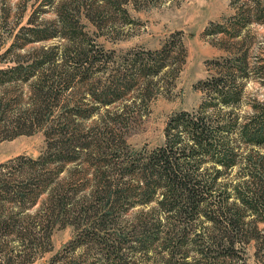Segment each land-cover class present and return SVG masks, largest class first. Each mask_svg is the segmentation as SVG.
Wrapping results in <instances>:
<instances>
[{
	"label": "rangeland",
	"instance_id": "374dc122",
	"mask_svg": "<svg viewBox=\"0 0 264 264\" xmlns=\"http://www.w3.org/2000/svg\"><path fill=\"white\" fill-rule=\"evenodd\" d=\"M49 1L0 0V72L8 70L17 59L24 63L32 61L27 54L31 48L64 43L67 36H74L92 52H99L100 61L80 69L86 72V83L59 92V104H52V117L44 123L56 120L60 106L69 102L76 103L83 115L90 113L88 117L76 118L83 132L86 128L97 127L103 131L112 127L117 139L108 144L102 140L108 136L99 132L90 150L96 153V160L112 165L107 171L113 169V159L117 161L115 168L119 170L111 179L120 180L123 161L127 165L131 157H146L165 142L164 127L171 115L189 111L195 119L203 113L207 125L224 131L211 138L212 147L221 150V144L230 142L235 149V160L230 165L218 161L219 151L215 156L206 153L193 159L199 171L210 174L220 171L219 185L212 191L214 197L222 198L225 189L233 192L232 186L240 179L241 170L250 168L259 154L264 153V145H248L239 139L237 129L225 132L223 128L226 122L244 121L251 114L253 103L264 100V85L254 69L256 65L264 66V12L251 10L257 0H84L79 6L70 5L65 14L60 11L68 21L64 26L56 8L60 0H52V4ZM36 30L42 32L35 35ZM46 34L49 36L44 38ZM240 58L244 59L245 71L234 85L240 94L239 100L225 102L219 100L217 93L202 90L204 81L232 68ZM55 63L57 67H64L59 59ZM66 66L74 65L67 61ZM22 79L13 91L22 101L18 105L21 108L28 97L26 82ZM5 85L12 86L9 82ZM103 115L108 125L103 124ZM12 134H7L9 137L1 134L0 138V166L11 177H16L21 166L28 173L29 161L41 160L49 143L54 149L51 135L47 139L43 128L36 126L30 131ZM248 155L253 157L250 165L246 160ZM40 168L36 165V169ZM63 168L55 180L79 186L77 195L83 197L93 188L101 190L93 170L81 159L68 162ZM44 196L43 193L37 202ZM155 206V201L140 203L128 199L125 206L118 205L112 213L113 220L130 228L129 224H135L141 216L148 217L154 209L155 216L148 217L147 228L157 229L160 236L150 246L137 247L139 232L134 230L121 243L115 241L121 246L120 252L99 254L100 246L95 247L89 239H84L81 228L76 229L69 222L57 223L50 234L48 249L23 264H57L58 261L70 264L74 260L78 264H200L197 247L202 243L210 249L209 263L225 254V249L216 248L213 242L221 227H214L204 215L201 220L191 222L189 235L183 240L166 230L165 225L172 220ZM94 210L101 217L108 207L96 205ZM159 217L164 227L158 226ZM111 225L106 224L107 235L111 234L107 241L114 237ZM240 226L242 234L233 236L234 248L226 253L230 252L242 264H264V202L257 212H245ZM124 231L127 233L130 229ZM168 241L174 246L184 242L172 248ZM163 246L169 247L173 255L169 256Z\"/></svg>",
	"mask_w": 264,
	"mask_h": 264
},
{
	"label": "trees",
	"instance_id": "16d2710c",
	"mask_svg": "<svg viewBox=\"0 0 264 264\" xmlns=\"http://www.w3.org/2000/svg\"><path fill=\"white\" fill-rule=\"evenodd\" d=\"M49 3L52 4L53 1L50 0ZM81 3H84V0H60L56 2V8L65 14L70 5L79 6ZM261 5L264 6V0H257L251 10L263 13L264 7L260 9ZM61 12L58 14V19L61 18L64 26L68 21ZM41 32L42 30H36L34 34ZM47 36L49 35L46 34L44 38ZM85 46H87L85 43L76 41L74 36H67L64 43L31 48L27 54L32 61L24 63L17 59L8 70L0 72V138L1 134L9 137L7 134L17 135L37 126L44 129L47 139L51 135L54 142V149L52 150V143H49V148L41 160L29 161L31 165L28 166V173H24L21 166L16 177H11L10 174H6L9 171L3 172L4 167L0 166V264L27 263L36 253L41 254L46 251L50 244V234L57 223L63 225L69 222L74 224L76 229L81 228L84 239H89L90 244L94 243L95 247L100 246L99 254L120 252L121 246L115 241L121 243V239H126L134 230L139 232L136 236L140 239L137 247L150 246L160 236V231L157 229L152 228L151 231L147 228L148 217L155 216L154 209L150 211L148 217L141 216L135 224H129L130 228L112 219L113 211L118 205L125 206L128 199H136L140 203L155 201L157 203L155 208L172 220L165 225L166 230L181 239L189 235L187 231L191 222L201 220V216L204 215L214 227H221L215 236L218 237L217 240L213 242L216 248L225 249V254L213 258L209 263L210 249L202 243L197 247L201 258L200 264H242L226 251L234 248L233 236L242 234L240 223L244 213L257 212L264 202L262 201L264 200V153L259 154L255 163L253 157L248 155L246 160L249 165L250 162L253 165L241 170L240 179L232 186L233 192L225 189L224 196L216 198L212 195V191L216 185H219L217 178L220 171L214 170L213 174L199 171L197 162L193 158L206 153L215 156L213 154L219 151L221 157L218 161L230 165L235 160L234 146L230 142H225L221 144V150L214 149L211 138H214L217 132H224L221 131L222 128L212 129L207 125V118L203 113L193 119L191 112L180 111L171 115L164 127L165 142L153 149L146 157L141 155L138 159L131 157L127 165L123 161L120 164L123 171L120 180H112L113 174L119 170L115 168L117 161L113 159V169L107 171L111 164H102V161L94 157L96 153L90 150L94 144L93 138L99 132L108 136V139H102L108 144L117 139V133L112 127L103 131L97 127L86 128L83 132L82 124L76 121V118L88 117L90 113L83 115L76 103L69 102L60 106L56 120L44 123L46 118L52 117L54 109L52 104H59V92L86 83L84 81L86 72L80 69L86 64L93 65L100 61L99 52H92V49ZM57 59L63 62L64 67L55 65ZM243 60L240 58L232 68L204 81L202 90L209 94L217 93L219 100L225 102L239 100L240 94L234 85L241 72L245 71V67L244 70L242 69ZM67 61L74 66L65 67ZM254 69L256 75L261 76L264 85V70H261L264 66L256 65ZM19 79L26 82L28 89L26 105L22 108L18 106L22 103L21 99L13 93ZM6 82L12 86L5 85ZM86 93L93 94V92ZM105 118L106 116L103 115V124L108 125L109 122ZM223 128L225 132L233 128L237 129L239 139L248 145L258 147L264 145V100L253 103L252 112L244 121L226 122ZM79 159L93 170L95 182H98L101 188V190L93 188L83 197L77 195L79 186L69 181L55 180L64 170L63 166L66 163H75ZM36 165H40L41 168L36 169ZM101 166L104 168L101 169ZM43 193L45 196L40 203L37 202ZM231 196L232 201H229ZM96 205L102 208L108 207V211L101 217L95 215ZM157 222L159 227H164L160 217ZM106 224H112L113 227L114 237L109 241L107 240L111 234L107 235L109 232ZM135 226L138 229H135ZM124 229H130V232L126 233ZM180 233L182 234L179 236ZM226 238L229 240L224 241ZM167 243L171 245L170 241ZM163 248L169 251V256L173 255L169 247L163 246ZM57 264H63V261H58ZM70 264L78 263L74 260Z\"/></svg>",
	"mask_w": 264,
	"mask_h": 264
}]
</instances>
